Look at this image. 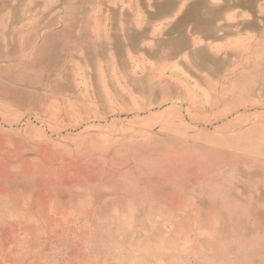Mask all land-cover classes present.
<instances>
[{"label":"rangeland","instance_id":"obj_1","mask_svg":"<svg viewBox=\"0 0 264 264\" xmlns=\"http://www.w3.org/2000/svg\"><path fill=\"white\" fill-rule=\"evenodd\" d=\"M149 2L0 0V264H264V0Z\"/></svg>","mask_w":264,"mask_h":264},{"label":"crops","instance_id":"obj_2","mask_svg":"<svg viewBox=\"0 0 264 264\" xmlns=\"http://www.w3.org/2000/svg\"><path fill=\"white\" fill-rule=\"evenodd\" d=\"M244 3L245 0H152L145 8L140 5L139 10L153 11L148 18L162 22L173 18L170 16L177 11L173 16L179 15L178 22L171 25V29L167 31L173 36L170 40L171 54H177V51H183L188 47L189 42L184 28L189 25L195 27L193 34H202L204 40H215L214 37L218 34V30L215 29L217 27L243 28ZM233 12H236L233 15L234 19L229 17ZM236 33L238 31L234 32L233 29L227 32L229 35Z\"/></svg>","mask_w":264,"mask_h":264}]
</instances>
